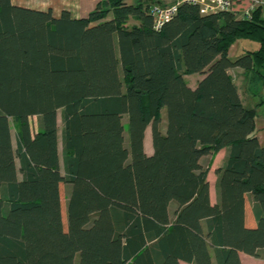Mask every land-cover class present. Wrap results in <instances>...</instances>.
<instances>
[{"label":"trees","instance_id":"16d2710c","mask_svg":"<svg viewBox=\"0 0 264 264\" xmlns=\"http://www.w3.org/2000/svg\"><path fill=\"white\" fill-rule=\"evenodd\" d=\"M159 3L99 0L74 18L0 0V264L264 256V145L228 73L264 86L262 11L182 2L155 29ZM239 39L258 48L231 60ZM221 149L212 204L205 157Z\"/></svg>","mask_w":264,"mask_h":264},{"label":"crops","instance_id":"0c3cea01","mask_svg":"<svg viewBox=\"0 0 264 264\" xmlns=\"http://www.w3.org/2000/svg\"><path fill=\"white\" fill-rule=\"evenodd\" d=\"M98 1L99 0H11V3L16 6L40 10V11H46L50 9L53 16L55 17L59 16L61 11L67 10L71 13L72 17L82 18V17H86L87 14L94 9ZM124 1L128 4H133L137 2V0H124ZM160 1L161 3H165L169 0H160ZM250 3H251V0H234L233 10L234 12H236L237 16H240L242 11L245 10L250 5ZM136 23L137 21L135 20H132V19L128 20V24H136ZM230 69H233V70L239 69V67H232L228 69V73L230 74L233 82L236 84L235 79L232 77L230 73ZM241 70L244 72L243 69ZM192 75H195V76H192ZM186 77H193L190 79L191 84L189 85L190 87L193 88L196 86V83L201 79L202 76L199 74L184 75L183 76L184 80L186 79ZM252 83H255V82H252ZM31 129L32 131L35 132L37 129V123L31 126ZM148 134L149 133L147 132V129H146L145 135H144V151L146 154L150 155L153 149H152V143H151V136ZM255 135L257 136L259 140L256 128H255ZM12 142H13V145H15V138L13 139V136H12ZM224 156H225V150L221 149L213 157H209L210 160H208L209 167H208V172H207V181L209 183V196H210V201L212 204L216 202L215 184H216L217 175L215 173V170L222 165ZM171 216H172L171 219H173L174 218L173 215ZM239 257H240L242 264H263L264 263L263 255H260L259 257H254V256H250V255L240 252ZM180 264H188V263L184 261H180Z\"/></svg>","mask_w":264,"mask_h":264},{"label":"rangeland","instance_id":"374dc122","mask_svg":"<svg viewBox=\"0 0 264 264\" xmlns=\"http://www.w3.org/2000/svg\"><path fill=\"white\" fill-rule=\"evenodd\" d=\"M257 48H258V45L256 42L245 40V39H239V40H236L231 45L228 51V57L231 60H234L238 56H241L248 51H254ZM240 70L241 68L234 69V70L230 69V73L236 81L237 91H238L239 96H241L242 98L244 106L246 108H251L255 110V128L257 130V134H258L261 144L264 145V101L263 102L261 101L263 98L264 88L261 82L252 83L249 80V76L251 75V73H245L242 70L241 71ZM192 76H195V75H192ZM191 78L193 77H186L185 82L187 85L191 84V81H190ZM162 116L165 117L164 109L161 111V120H163ZM36 120H37L36 117L29 118V122L31 126L36 124L37 122ZM10 126H11V133L14 139L16 128H15L13 118H10ZM57 126H58V132H60V129H61L60 110L57 113ZM147 132L149 133L148 135H150L149 128H147ZM60 149L61 147L59 143V152L61 151ZM205 160H209V157H205ZM172 204L176 205L175 202H172Z\"/></svg>","mask_w":264,"mask_h":264},{"label":"built area","instance_id":"2783aa9c","mask_svg":"<svg viewBox=\"0 0 264 264\" xmlns=\"http://www.w3.org/2000/svg\"><path fill=\"white\" fill-rule=\"evenodd\" d=\"M182 2L198 4L200 12L203 14L232 10L234 5V0H169L165 3L154 4L149 9L153 18V27L159 29L165 21L175 14L178 5ZM258 7L261 9L264 18V0H251L250 5L242 11L239 17L250 18L252 11ZM262 100L264 101V93Z\"/></svg>","mask_w":264,"mask_h":264}]
</instances>
